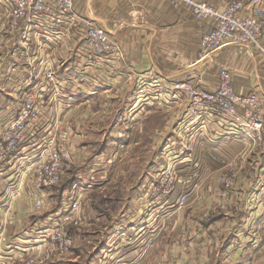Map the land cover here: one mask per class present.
Returning a JSON list of instances; mask_svg holds the SVG:
<instances>
[{
	"label": "rangeland",
	"instance_id": "374dc122",
	"mask_svg": "<svg viewBox=\"0 0 264 264\" xmlns=\"http://www.w3.org/2000/svg\"><path fill=\"white\" fill-rule=\"evenodd\" d=\"M196 1H207L215 8H222L229 0H217L219 4L215 5L208 0ZM10 19L11 17L8 21ZM8 21L1 30L9 31ZM23 22L24 20L21 24ZM13 31L15 30H10V32ZM24 38L27 39V37ZM232 47H235V50L230 49ZM221 52L223 53L217 54V57L208 61L209 64L206 65L209 70L206 68V73L196 71L182 77L155 80L156 83L141 81L136 86L125 87V93L128 91L133 95L125 114L119 115V112V117H115L113 123L102 119L103 129L98 130V133L92 131L86 137L80 138V134L74 133L72 127L74 162L66 168L61 182L49 191L50 204L45 209L41 211L34 209L33 213L30 210L27 215L31 218L33 214L34 218L26 222L25 214L18 217V210L14 214L12 210L9 213L10 209L6 208L14 206V195L9 192L2 195L1 203L8 212L2 215V220L8 224L14 221L16 225L20 224V227L24 228L17 230V226H12L5 232L3 229V238L7 240L6 238L10 235L17 234L20 239L16 242L18 251L19 247H25L27 242L33 243L30 247L32 248L35 246V241L45 239L43 233L50 232L44 224L46 219L50 215L62 214L64 203L73 197L79 200V209L71 212L72 214L67 213L70 220L66 225L68 233L73 238V246L67 254L53 253L46 264H110L109 249L113 246L109 245V238L113 228H119L121 225L123 230L122 228L114 230L116 232L112 235L114 240L116 243H122L121 239L126 238L131 245L125 246V249L135 247L137 250L141 247L136 246V239L139 236L145 239V254L147 253L145 264H155L150 262L154 253L151 242L155 238L166 243V245L154 247L155 253L160 248L163 254L167 253L170 243L179 245L181 248L184 246L186 249L185 245L192 240H203L198 246H204V250L209 249L208 251L217 255L220 246L214 245L212 248L208 243L210 239L213 244L237 240L234 246L230 247L232 252L237 248L241 249L237 243L245 242L244 249L251 250L248 256H264V246L262 242H259L264 239V192H262L264 159L260 147L258 145L248 147L252 150V158L242 154L243 145L242 148L238 147L231 159H228L227 149L220 148L219 152L223 153L220 156L213 147L202 144L213 135V130L210 131V135L198 132L196 137L192 138L191 134H195L196 127H193L191 132L185 133L181 124L184 116L182 111L186 108H178L182 111L178 110L177 113L168 108L181 104V100L186 107L187 104L188 108L190 106L191 91L178 88L179 82L191 79L194 90L214 91L217 87L209 86L206 79L209 73L212 78L213 75L219 74L222 67L238 68L245 63L244 57L247 54L242 47L230 45L221 49ZM156 99L157 102H151ZM174 99H178V102ZM153 104L160 110L156 112L154 119L150 118L148 123L150 106ZM15 113L8 120L4 119L3 130ZM89 117L83 116L84 123L91 122ZM69 122L73 124L70 120ZM153 122L156 124L159 122L161 128L148 134ZM90 125L91 123L87 126V130ZM174 138L176 148L173 147L170 152L175 161L174 165L172 163L173 178L163 183L161 170L168 164L165 148ZM87 141H94L96 147L90 146L88 150L82 148L81 152L78 151ZM180 150H182L181 153ZM207 150L213 151L210 152L213 153L210 160L204 159ZM29 152L31 155L34 153L31 149ZM189 154H192V161L184 162V156ZM22 166L28 168L29 163ZM16 168H20L19 172L15 173L19 178L23 167ZM242 176L248 182L251 180V194L257 189L256 196H252V201L248 198L244 206H241V200L238 199L235 190L238 179ZM17 177H15L16 182L14 179L11 181L14 189L19 185ZM168 191L171 193H163ZM182 197L186 199V204L180 208L176 206V203ZM124 211L130 213L127 218L130 225L128 223L123 225ZM137 212L140 215L138 220L133 218L134 214L138 215ZM132 220L135 223L132 224ZM112 222L115 223L114 227L110 226ZM140 229H142L141 232ZM132 240L134 241L131 242ZM221 246L223 249V245ZM128 255L127 264H137L135 257L137 254L130 252ZM162 263L164 264V261Z\"/></svg>",
	"mask_w": 264,
	"mask_h": 264
},
{
	"label": "crops",
	"instance_id": "0c3cea01",
	"mask_svg": "<svg viewBox=\"0 0 264 264\" xmlns=\"http://www.w3.org/2000/svg\"><path fill=\"white\" fill-rule=\"evenodd\" d=\"M208 1L214 5L219 4L217 0ZM8 3V0H0V142L2 141L4 119L8 120L22 106V90L30 79L31 65L37 69H41L45 64L54 68L57 80L63 89V97H65L64 122L73 127L74 133L80 134L79 137L82 138L92 131L98 133V130L102 128L101 125L104 124L102 119L110 120L113 123L115 117L125 114L133 98V95L128 91L125 93V87L136 86L141 81L156 83L155 80L182 77L196 71L206 73L209 62L217 57V54L223 53L220 50L213 54L209 60L201 61L200 40L205 33L211 30V24L195 19L191 9L185 5H174L167 0H76L74 13L105 27L111 38V43H116L119 47L118 50L104 57L97 55L89 48L84 26L80 23L72 24L69 18L61 20L60 17L57 19L52 16H44L40 21L24 20L20 28L13 32L1 30L11 15ZM38 23L40 25H36ZM25 36L27 39L24 38ZM29 47H32V50ZM230 49L235 50V47ZM242 49H245L247 54L244 57L245 63L238 68L230 67V69L228 67L233 73L235 90L243 94L259 90L261 101L264 104V65L255 51L247 48ZM210 76L211 73L206 76L209 86L217 87L219 74L213 75L212 78ZM174 100L178 102V99ZM151 102L155 103L157 99L151 100ZM120 107L121 110H119ZM150 107L148 123L155 118L156 112L160 110L154 104ZM168 108L174 113H177L178 110L182 111L178 108H186L182 111L184 116L181 121L187 117L189 110L188 104L186 107L182 100L181 104ZM50 112L48 107L45 114L49 118H51ZM83 116H90L91 122L84 123ZM194 121L195 119L188 122L190 128L191 125H194ZM90 123L89 129H94L87 130ZM160 128L159 122L157 124L153 122V125L149 127L148 134L154 133ZM225 128H223V132L226 131ZM207 142L203 141L202 144L213 147L215 151L219 152L220 148L227 149L228 159H231L238 147L242 148V145L244 147L242 154L253 157L252 150L248 149L240 135H228L217 142H212L208 138ZM95 144L94 141H87L78 151L81 152L82 148L88 150L90 146L94 148ZM181 152L182 150H180ZM210 152L213 151L207 150L205 153V160H210L213 155ZM222 154L219 152L220 156ZM191 156L192 154L184 156L185 162L192 161ZM250 162H252L251 159ZM16 167L17 164L8 160H0V264H13L19 260L22 253L28 254L24 246L19 247L18 251L16 242L20 239L17 234L10 235L6 238L7 240L3 238V229L4 232L10 230L12 226H17V230L24 229L23 226L20 227V224L16 225L14 221L8 224L2 220V215L8 214L5 209H10L9 213L12 210L14 214L18 210V217L25 214L26 222L32 221L33 214L31 218L27 215L29 211L35 212L34 198L30 193V182L23 185L20 191L14 190L11 186L13 183L11 181L14 179L16 182L17 180L15 173L17 174L19 169ZM250 183L251 180L248 182L243 176L238 179L235 190L238 199L241 200V206H244L243 204L248 198L252 201V196L257 194V189L254 190L255 194H251ZM7 192L13 193L15 200L14 206L5 208L1 201L2 195ZM17 192L18 195L15 194ZM137 213L138 215L134 214L133 216L136 220L140 217L139 212ZM129 215V212L124 211L123 225L128 223ZM133 223L135 221L132 220ZM110 226L114 227L115 223L112 222ZM115 228L109 238V245L113 246L109 249L110 262L112 264H127V257L131 252L137 254L135 256L137 264H145L146 240L139 236L136 239V246L141 249L136 250L135 247H131L127 250L125 246L131 244L126 241V238L121 239L122 243H116L114 240L112 235L116 233ZM119 228H122V225ZM139 231L141 232L142 229ZM263 240L259 241L262 242V246H264ZM210 241L212 240L208 239L212 248L214 245L220 246L217 255L208 251L209 249L204 250V246H198L203 240H192L188 245H185L186 249L184 246L181 248L179 245L170 243L167 253L163 254L161 248L155 253L156 248L154 247L166 245L163 240L155 238L151 242L154 253L150 262H155V264H160L163 261L164 264H264V256H248L251 250L244 249L245 242L237 243L241 249L237 248L232 252L230 247H233L237 240L226 243L217 242V244ZM221 245H223V249Z\"/></svg>",
	"mask_w": 264,
	"mask_h": 264
},
{
	"label": "built area",
	"instance_id": "2783aa9c",
	"mask_svg": "<svg viewBox=\"0 0 264 264\" xmlns=\"http://www.w3.org/2000/svg\"><path fill=\"white\" fill-rule=\"evenodd\" d=\"M8 1L12 9L9 31L17 30L25 19L40 20L44 16L60 17L61 20L69 18L72 24L84 26L88 46L97 55L104 57L119 49L116 43H111L105 27L74 13L76 0ZM167 1L189 7L197 20L211 24V30L200 40L201 61L232 45L254 50L264 65V0H229L222 8H215L207 1ZM29 48L32 50V47ZM30 68V79L22 90V106L2 133L0 160L23 167V172L17 177L19 185L16 189L20 191L23 185L30 182L34 209L41 211L50 204L49 191L61 182L66 168L74 162L72 127L63 122L65 97L54 68L47 64L41 69L32 65ZM190 80L178 83V88L191 91L187 117L181 121L184 132H191L196 127L195 134H191L195 138L198 132L210 135L213 130V135L209 136L212 142L228 135H240L248 147L258 145L264 159V104L261 92L238 93L233 73L228 67L220 69L218 86L214 91L194 90ZM48 107L51 118L45 114ZM193 119L194 125L190 128L188 122ZM223 128L226 131L223 132ZM175 146L176 139L165 148L168 164L161 170L163 183L173 178L172 163L174 165L175 161L170 152ZM30 149L34 151L32 155ZM25 163H29L28 168L22 166ZM163 193L170 194L171 191ZM15 194L18 195V192ZM185 204L186 199L182 197L176 206L181 208ZM63 208L62 214L50 215L44 222L50 231L43 233L45 239L35 241L32 248L33 243L26 244L24 248L28 254L22 253L13 264H46L53 253L64 255L71 250L73 238L66 229L70 220L67 213L79 209V200L71 197Z\"/></svg>",
	"mask_w": 264,
	"mask_h": 264
}]
</instances>
